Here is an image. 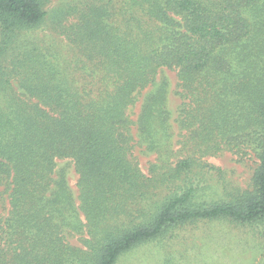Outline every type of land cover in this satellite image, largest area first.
I'll use <instances>...</instances> for the list:
<instances>
[{"label": "trees", "instance_id": "trees-1", "mask_svg": "<svg viewBox=\"0 0 264 264\" xmlns=\"http://www.w3.org/2000/svg\"><path fill=\"white\" fill-rule=\"evenodd\" d=\"M52 2L0 0V264H119L211 220L264 259V0ZM41 27L70 48L26 33ZM164 67L178 72L177 119ZM135 142L164 157L150 174ZM226 150L258 166L250 188L220 183L217 199L221 170L205 157ZM58 158L73 160L78 197L55 176Z\"/></svg>", "mask_w": 264, "mask_h": 264}, {"label": "rangeland", "instance_id": "rangeland-1", "mask_svg": "<svg viewBox=\"0 0 264 264\" xmlns=\"http://www.w3.org/2000/svg\"><path fill=\"white\" fill-rule=\"evenodd\" d=\"M67 1L69 0H53L50 6ZM26 33L62 50L63 53L70 48L68 41L63 36L52 32L47 27ZM164 79L168 83L167 108L172 113L173 119H177L183 102L179 94L182 89L179 86L177 70L168 67L161 68L157 75V81L160 82ZM152 89V86L144 89L138 94L135 104L130 107L128 113L133 120H137L142 101ZM173 124L174 133L177 135L180 133L178 123L174 121ZM132 132L136 140L139 139L136 125L132 127ZM177 148L178 146H175V149ZM133 155L146 174H150L153 164H161L164 159L156 152L149 151L141 142H135ZM176 158V155L169 158V162H175ZM205 160L221 170L220 172L214 171L211 176L212 179L214 178L212 180L213 192L216 193L213 198L217 199L222 196L220 183H226L229 189L250 188L254 171L258 166V158L255 155L241 157L228 150L216 156H206ZM56 162L55 176L62 172L75 197H78V174L73 160L58 158ZM3 190L0 188V212L7 214L5 207L8 206V195L3 193ZM71 241L78 243L76 238ZM256 243L251 236L229 223L221 220L202 221L196 225L174 231L161 243L137 248L126 255L119 264H264L263 256Z\"/></svg>", "mask_w": 264, "mask_h": 264}]
</instances>
